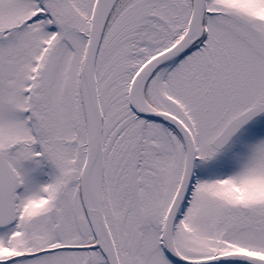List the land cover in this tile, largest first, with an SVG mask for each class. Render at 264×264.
<instances>
[{"label":"snow or ice","instance_id":"6c2138e0","mask_svg":"<svg viewBox=\"0 0 264 264\" xmlns=\"http://www.w3.org/2000/svg\"><path fill=\"white\" fill-rule=\"evenodd\" d=\"M0 264H264V0H0Z\"/></svg>","mask_w":264,"mask_h":264}]
</instances>
